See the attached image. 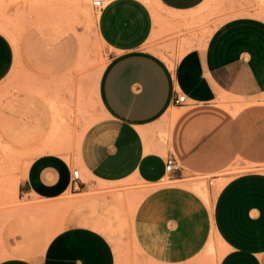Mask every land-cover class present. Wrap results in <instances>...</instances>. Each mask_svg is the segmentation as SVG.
<instances>
[{
	"label": "crops",
	"instance_id": "0c3cea01",
	"mask_svg": "<svg viewBox=\"0 0 264 264\" xmlns=\"http://www.w3.org/2000/svg\"><path fill=\"white\" fill-rule=\"evenodd\" d=\"M154 1L171 12L188 14L206 0ZM154 25L145 0H105L98 32L114 53L101 85L110 118L88 130L73 147L54 129L49 137L44 133L42 153L30 162L20 190L29 199L56 200L88 193L116 179L149 184L132 217L133 244L143 255L157 264H191L214 242L215 248L222 247L217 251L218 264H264V172L233 176L211 201L183 176L184 167L177 176L166 171L167 158H176L166 149L169 140L177 155L202 171L224 168L237 156H246L252 147L241 133V117L228 126L223 120L204 140L181 137L183 128L174 124L162 125L178 119L187 128L202 121L214 123L221 108L211 104L223 90L247 98L264 93V18L238 15L224 20L215 44L212 40L206 49L183 52L174 64L141 51ZM14 58L10 40L0 32V82L10 73ZM178 94L187 96L186 104L175 103ZM77 165L88 180L82 178L75 188ZM246 165L264 166V162ZM166 174L170 180L161 183ZM112 212L115 217H106L107 230L120 216L118 207ZM23 243L25 252L20 249ZM27 243L19 234L4 236L0 264H112L105 241L82 224H69L52 243L39 241L26 248ZM120 248L113 252L121 259Z\"/></svg>",
	"mask_w": 264,
	"mask_h": 264
},
{
	"label": "rangeland",
	"instance_id": "374dc122",
	"mask_svg": "<svg viewBox=\"0 0 264 264\" xmlns=\"http://www.w3.org/2000/svg\"><path fill=\"white\" fill-rule=\"evenodd\" d=\"M92 1L0 0V32L10 40L15 54L10 73L0 82V248L4 251L6 235H22L28 241L27 248L39 241L52 243L69 224H82L105 241L112 264H157L135 248L132 240L136 201L151 185L116 179L88 193L56 200L29 199L20 190L30 162L42 153L44 133L49 137L54 129L73 147L88 130L110 118L101 99V85L114 53L98 32L100 10ZM145 1L155 25L141 51L170 64L192 48L206 49L212 40L215 44L217 28L226 19L238 15L264 18V0H206L188 14L171 12L154 0ZM211 107L221 108L214 123L202 121L198 127L187 128L178 119L162 125L171 128L174 124V128H183L181 137L204 140L223 120L228 126L241 117V133L252 151L237 156L224 168L209 172L192 168L177 155L170 140L166 143V149L184 167L183 176L190 177L193 186L213 201L233 176L264 172V166L246 165L247 161L264 162V93L247 98L223 90ZM162 140L166 142L164 135ZM75 167L87 181L80 165ZM163 179L161 183L169 181L170 175ZM115 207L120 216L113 218V226L107 230L106 217H115ZM123 220L126 222L118 231ZM119 246L121 259L113 252ZM20 249L25 252V243ZM219 249L211 242L207 254L204 251L191 264H218Z\"/></svg>",
	"mask_w": 264,
	"mask_h": 264
},
{
	"label": "built area",
	"instance_id": "2783aa9c",
	"mask_svg": "<svg viewBox=\"0 0 264 264\" xmlns=\"http://www.w3.org/2000/svg\"><path fill=\"white\" fill-rule=\"evenodd\" d=\"M92 5L94 8L101 10L105 6V0H93ZM187 96L185 94H178L174 101L177 105H184L187 103ZM182 165L177 162L174 156H170L167 158L166 162V171L171 174V176H175L182 170ZM175 178V177H174ZM82 181L81 171L80 169L73 170V184L74 187H79L78 183Z\"/></svg>",
	"mask_w": 264,
	"mask_h": 264
},
{
	"label": "bare ground",
	"instance_id": "6f19581e",
	"mask_svg": "<svg viewBox=\"0 0 264 264\" xmlns=\"http://www.w3.org/2000/svg\"><path fill=\"white\" fill-rule=\"evenodd\" d=\"M197 190H199L202 193L201 188H198Z\"/></svg>",
	"mask_w": 264,
	"mask_h": 264
}]
</instances>
